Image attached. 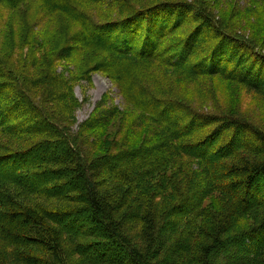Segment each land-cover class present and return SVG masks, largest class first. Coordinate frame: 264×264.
Segmentation results:
<instances>
[{"label":"trees","instance_id":"trees-1","mask_svg":"<svg viewBox=\"0 0 264 264\" xmlns=\"http://www.w3.org/2000/svg\"><path fill=\"white\" fill-rule=\"evenodd\" d=\"M31 1L80 23L82 44L106 53L96 66L119 82L126 106L103 95L74 134L41 115L0 58V78L11 80L0 87V132L19 128L49 136L29 149L0 154V235L19 248L18 264H264V128L231 115L190 113L182 101L155 95L128 77L164 66L191 80L237 82L264 100L259 35L233 31L204 4L184 1L0 4L16 8ZM86 3L106 5L120 17L96 25L82 9ZM245 12L256 18L261 10ZM40 78L55 87L49 89L61 96L57 101L78 106L60 73ZM132 108L140 112L138 121L104 139L105 128ZM12 187L41 202L24 205ZM215 193L230 201L219 214L205 207ZM48 201L64 204L53 208ZM199 218L206 227L195 223ZM11 258L6 248L0 251V264H13Z\"/></svg>","mask_w":264,"mask_h":264},{"label":"rangeland","instance_id":"rangeland-1","mask_svg":"<svg viewBox=\"0 0 264 264\" xmlns=\"http://www.w3.org/2000/svg\"><path fill=\"white\" fill-rule=\"evenodd\" d=\"M141 1H184L193 7L204 4L215 19L230 25L233 31L247 35L258 34L264 43V0ZM257 7L261 10L258 17L245 16L255 15L245 11L248 8L257 10ZM82 9L91 12L96 25H103L120 17L106 5L86 3ZM191 26L183 28L173 37L179 39L178 37L190 31ZM81 30L80 23L71 16L61 12H49L38 1L27 2L16 8L5 3L0 4V58L10 69L15 85L42 108L43 117H52L60 127L77 135L80 134V125L91 118L97 102L103 95L111 97V104L115 103L121 108L126 106L118 89L119 82L105 72L104 66H96L106 60V53L94 47L84 46L80 38ZM43 71L45 72L40 74ZM51 73H60L69 81L72 94L79 101L78 106L71 107L66 100L57 101L61 96H56L55 91L51 92L49 89L50 87L55 90V87L40 78ZM128 77L138 86H146L155 95L182 101L190 113L231 115L264 128V100L237 82L219 76L191 80L164 66L138 70ZM10 82L9 77L7 80L0 78V87L3 89L7 84H11ZM66 85L64 81V88ZM8 101L6 99V102ZM138 115L140 112L132 108V111L119 117L105 128L104 139H112L117 133H126L128 126L138 121ZM12 122L22 123L23 119H15ZM28 126L30 127V124ZM144 136L143 134L142 138ZM80 138H83V134ZM48 139L49 136L45 133L30 134L28 130L20 131L19 128L15 134L0 132V154L26 150ZM91 140H94V136H91ZM12 190L17 193L21 189L12 187ZM17 199L24 205L41 202V198L25 192H20ZM47 204L60 208L64 203L48 201ZM229 205V199L220 193L209 196L205 201V207L215 214L225 211ZM195 223L200 227L207 226V221L203 218L197 219ZM5 248L12 256V263L18 264L16 252L19 248L4 241L0 235V251H5ZM75 259L72 258L73 261Z\"/></svg>","mask_w":264,"mask_h":264}]
</instances>
